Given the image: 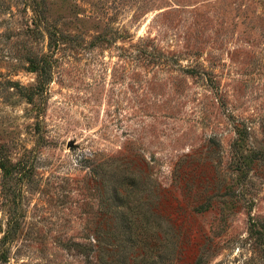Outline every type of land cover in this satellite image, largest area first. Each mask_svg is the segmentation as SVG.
I'll list each match as a JSON object with an SVG mask.
<instances>
[{
	"label": "rangeland",
	"instance_id": "rangeland-1",
	"mask_svg": "<svg viewBox=\"0 0 264 264\" xmlns=\"http://www.w3.org/2000/svg\"><path fill=\"white\" fill-rule=\"evenodd\" d=\"M4 231L0 264H264V0H0Z\"/></svg>",
	"mask_w": 264,
	"mask_h": 264
},
{
	"label": "trees",
	"instance_id": "trees-1",
	"mask_svg": "<svg viewBox=\"0 0 264 264\" xmlns=\"http://www.w3.org/2000/svg\"><path fill=\"white\" fill-rule=\"evenodd\" d=\"M6 239H7V235H6V232L4 231V235L0 238V243H3ZM2 260H5V259H2Z\"/></svg>",
	"mask_w": 264,
	"mask_h": 264
}]
</instances>
